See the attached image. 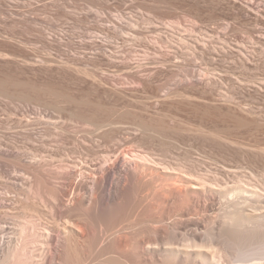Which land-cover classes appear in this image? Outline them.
Wrapping results in <instances>:
<instances>
[{
	"label": "rangeland",
	"instance_id": "1",
	"mask_svg": "<svg viewBox=\"0 0 264 264\" xmlns=\"http://www.w3.org/2000/svg\"><path fill=\"white\" fill-rule=\"evenodd\" d=\"M238 6L239 2L233 0H0V237H17L20 226L35 218L41 226L52 229L55 240L52 243L64 251L63 230L73 228L78 219L64 212L63 207L53 209L55 202L47 190L52 188V191L58 185L67 187L70 182L66 174L55 173L54 168L63 159L75 163L79 169L93 166L95 153L104 145L102 139L89 140L81 122L71 117L78 112L132 126L139 117L152 113L154 110L149 105L158 98L155 85L134 82L135 74H151L154 80L166 84L168 87L160 94L169 87L180 88L174 79L169 80V74L172 70H182L181 66H194L206 74L204 83L181 85L185 95H174L167 100L162 114L157 119L154 117L160 124V133L152 144L143 140L146 146L162 153L166 144L173 146L169 143L178 139L184 147H194L196 155L205 152L233 158L231 162L218 163L206 160L207 164L200 166L204 165L205 171L227 177L222 168L239 165L238 171L247 178L261 179L264 175L261 154L264 150V45L249 40L253 35L264 33V16L246 15ZM121 14L134 17L139 27L133 29L126 23L125 31L120 32L114 23ZM195 18L203 22L202 31L197 33L212 37L207 48L172 46L171 53L165 54L149 42L158 33L170 30L172 21L179 19L182 29L186 30ZM229 22L233 28L219 27L220 23ZM222 35L227 40L225 46L220 40ZM246 46L251 51L247 60L242 53ZM164 114L179 119L181 125L178 124L177 130L167 128L168 118ZM206 127L227 128L242 143L251 145L248 146L251 150L228 147L214 137L206 138L200 131ZM172 148L175 158L185 155V149ZM43 158L50 165L42 167L34 163ZM35 178L43 181V188L47 187L46 196L30 192ZM145 210L148 209H143L142 214L136 210L137 213L130 211L122 218L119 216L111 233L116 237L107 233L111 241L117 244L116 238L124 236L130 240L133 237L135 242L137 237L145 233L146 238L159 228L163 222L151 221L159 210ZM146 218L150 222L140 224V219ZM86 224L83 231L76 226L71 231H76L70 237L73 253H65L70 257L88 256V261L100 254L107 256L100 255V258H124L121 254L125 251L119 250V246L116 248L108 236L110 242L105 244L112 243L113 250H109V255L103 253L100 248L106 235L102 242L98 241L91 235L98 228L91 222V226L89 222ZM18 239L21 240L20 235ZM62 263L56 259L47 264Z\"/></svg>",
	"mask_w": 264,
	"mask_h": 264
},
{
	"label": "bare ground",
	"instance_id": "2",
	"mask_svg": "<svg viewBox=\"0 0 264 264\" xmlns=\"http://www.w3.org/2000/svg\"><path fill=\"white\" fill-rule=\"evenodd\" d=\"M233 1L239 2L240 11L245 12L246 15L264 16V0ZM125 16L117 15L118 22L114 23L116 29L124 32L126 23L133 29L139 27L138 21L134 17H127L129 19L127 20ZM201 23L203 22L195 18L191 27L184 30L179 19L172 21L170 25L173 29L169 28L170 30H166L165 34L158 33L149 42L165 54L171 53L170 47L172 46H177L178 49H194L200 45L205 49L212 37L206 33H197L202 31ZM219 27L233 28V24L230 22L220 23ZM133 36L136 38L135 34ZM253 36L249 42L264 45L263 31ZM220 40L225 46L226 38L222 35ZM242 53L246 60L249 59L251 57L249 46L242 49ZM193 60L195 59L193 58ZM181 68L183 71L172 70L169 74V80L174 79L180 88L172 90L169 87L163 94L160 93L168 86L159 82L158 79L154 80L153 75H133L134 82L146 86L153 83L157 93L155 96L158 98L149 105L154 111L145 117H139L132 126H125L122 122L117 123L108 117L98 118L78 112L72 115L71 119L81 122L89 140L102 139L104 145L100 142L103 146L100 151L95 153L96 159H94L93 166H82L79 169L75 163L68 160L63 159L61 163L59 162L54 168L55 173L66 174L70 182L67 187L58 185L52 191V188L47 190L48 193L51 192L52 197H50L55 202L50 201L54 204L53 209L63 207L64 212L77 217L78 222L73 224L81 231H83L82 227H87L86 223L89 222L90 225L91 222V225H95L96 228H94L98 229L95 234L94 231L93 234H90L100 242L107 236L110 239V235L107 233L111 234L115 231L116 222L125 216L123 214H128L130 211L135 213L136 210L139 211L138 214H142L143 209L159 210L158 214L150 216L152 222H163L159 228L154 227V233L151 231L155 237L150 233V236L145 238L148 234L144 233L141 235L143 237H137L139 239L133 242V237L130 240L117 234L118 237H121L114 241L117 244L113 243L111 239L110 241L115 244V247H122H118V249L125 251L121 254L124 258L119 256L117 258L112 256L111 258H100L103 254L100 256L96 253L99 256L96 257L94 254L96 258H91L88 261V256L83 254V256L70 257V254L73 253L69 246L71 245L70 237H72L71 233H74L71 231L75 226L73 228L66 226L68 229L63 230L66 234L63 235L66 237L63 241L65 242L64 251L62 248L64 253H61L62 251L52 243L55 241L51 236L52 229L49 226H41L40 221L31 218L18 230L21 240L18 239V234L17 237L10 236L9 239L0 237V264H47L56 259L63 262L62 264H91V262H94L93 264H264V175L261 179H250L238 171V167L241 166L225 165L222 168L225 171L223 173H227L228 176H220L217 173L205 171L204 165L203 168L200 167L201 163L207 164L209 160L214 163L231 162L230 160L233 158L216 157L205 152L196 155L197 151L195 154L194 147H184L178 139L177 141L173 139L174 141L169 144L172 143L176 149H185L183 157L177 158L178 156H176L175 158V154H172L173 146L166 144L164 152L157 153L155 148L150 145L146 146V141H143L154 143L153 139L160 133V124H157L159 122L154 120V117L157 119L156 116L162 114L163 106L174 95H185V88L181 89V85H200L205 82L206 74L194 66H181ZM167 118V128L177 130L175 128H178V118L173 115L167 116ZM48 121L51 120L48 119ZM210 127L200 128L206 138L207 136L210 139L214 137V140L216 138L228 147L236 146L245 149V151L246 149L247 151L251 150L249 148L251 145L242 143L231 131L226 130L227 128L213 127L210 129ZM261 154L264 156V150ZM45 159L34 163L47 167L50 163L43 161ZM206 160L207 162H205ZM32 168L36 169V167ZM37 169L39 170V168ZM36 176L41 178L39 174ZM38 178H35L36 180L31 183L29 190L39 197L46 196L48 194L45 192L47 187L43 188V181ZM231 179L234 181L233 183H231ZM70 194L72 195L67 199L66 197H69ZM132 195L135 196L134 200L131 198ZM125 209L131 210L128 212ZM31 215L33 216V214ZM170 218V221H166ZM147 221V218L140 219V224L143 222L146 224ZM144 227L146 226L144 225ZM114 234H111L112 238L116 235ZM132 236L134 235L132 234ZM16 238L17 240H15ZM44 238H48V242H45ZM108 239L104 240L103 248H100L104 250L103 253L107 252V254L110 253L109 250L113 246L112 243L105 244L110 242ZM220 240L223 241L222 244H220ZM229 248H232L233 251ZM115 250L114 254L117 251ZM65 251L71 253L68 254ZM98 252L100 253L101 250ZM124 253L130 256L127 255L125 258ZM62 254L67 256L61 257Z\"/></svg>",
	"mask_w": 264,
	"mask_h": 264
}]
</instances>
